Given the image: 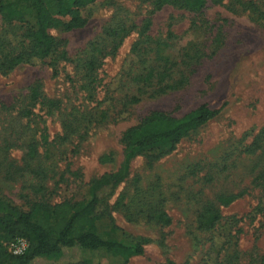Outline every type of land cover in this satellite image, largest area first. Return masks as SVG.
Listing matches in <instances>:
<instances>
[{
    "label": "rangeland",
    "instance_id": "1",
    "mask_svg": "<svg viewBox=\"0 0 264 264\" xmlns=\"http://www.w3.org/2000/svg\"><path fill=\"white\" fill-rule=\"evenodd\" d=\"M157 1L95 0L82 27L48 29L58 45L44 61L10 69L3 54L27 47L25 24L0 14V197L23 211L86 199L152 112L220 109L101 192L98 234L140 241L141 255L70 249L30 264H264V0H206L201 12Z\"/></svg>",
    "mask_w": 264,
    "mask_h": 264
},
{
    "label": "trees",
    "instance_id": "2",
    "mask_svg": "<svg viewBox=\"0 0 264 264\" xmlns=\"http://www.w3.org/2000/svg\"><path fill=\"white\" fill-rule=\"evenodd\" d=\"M95 0H0V14L6 22L25 24L24 38L27 47L15 51L9 48L3 59L12 68L27 61H44L58 42L49 34L50 28L67 30L85 24L80 10ZM157 4H170L192 12H201L206 0H158ZM32 19V23L28 22ZM149 21L140 31V37H149ZM171 34V33H170ZM139 38L131 51L145 56L146 48ZM101 53V51L99 52ZM90 70L98 66L97 58L90 57ZM157 64V54L153 58ZM149 67L153 70L156 68ZM149 66V65H148ZM205 104L174 118L160 112H152L138 125L123 133L124 161L116 173L104 174L90 184L89 195L80 202L62 201L53 205L36 204L30 211H23L0 197V264H30L37 258L58 261L65 250L78 249L83 254L95 250L118 255L127 261L143 253L142 243L125 244L98 234L96 220L100 217L101 192L116 186L125 176L128 162L146 152L172 147L192 130L204 125L219 113ZM43 139H45L43 137ZM34 151H30L32 155ZM16 237L24 238L28 247L21 255L10 254L4 242ZM81 264L87 263L85 258Z\"/></svg>",
    "mask_w": 264,
    "mask_h": 264
},
{
    "label": "built area",
    "instance_id": "3",
    "mask_svg": "<svg viewBox=\"0 0 264 264\" xmlns=\"http://www.w3.org/2000/svg\"><path fill=\"white\" fill-rule=\"evenodd\" d=\"M5 247L7 248L9 253L17 256L23 254V252L28 247V242L24 238L16 237L12 240L7 241Z\"/></svg>",
    "mask_w": 264,
    "mask_h": 264
}]
</instances>
